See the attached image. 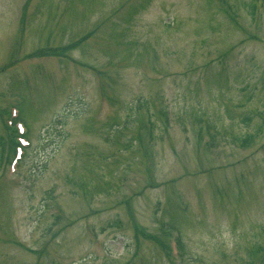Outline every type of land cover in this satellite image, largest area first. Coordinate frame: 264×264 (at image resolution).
Listing matches in <instances>:
<instances>
[{"label":"rangeland","instance_id":"obj_1","mask_svg":"<svg viewBox=\"0 0 264 264\" xmlns=\"http://www.w3.org/2000/svg\"><path fill=\"white\" fill-rule=\"evenodd\" d=\"M0 264H264V0H0Z\"/></svg>","mask_w":264,"mask_h":264}]
</instances>
